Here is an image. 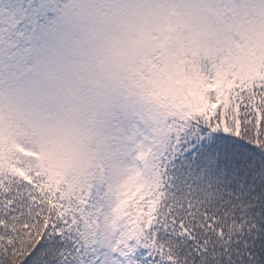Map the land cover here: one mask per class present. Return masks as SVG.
<instances>
[{"label": "snow or ice", "instance_id": "6c2138e0", "mask_svg": "<svg viewBox=\"0 0 264 264\" xmlns=\"http://www.w3.org/2000/svg\"><path fill=\"white\" fill-rule=\"evenodd\" d=\"M0 264H264V0H0Z\"/></svg>", "mask_w": 264, "mask_h": 264}]
</instances>
